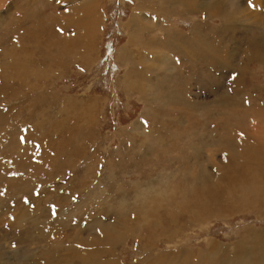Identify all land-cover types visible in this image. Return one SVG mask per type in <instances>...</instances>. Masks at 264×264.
Instances as JSON below:
<instances>
[{"label": "rangeland", "instance_id": "obj_1", "mask_svg": "<svg viewBox=\"0 0 264 264\" xmlns=\"http://www.w3.org/2000/svg\"><path fill=\"white\" fill-rule=\"evenodd\" d=\"M88 1L86 68L60 21ZM150 2L145 53L138 0H0V264H191L250 227L264 255L263 202L202 190L248 145L264 181V0Z\"/></svg>", "mask_w": 264, "mask_h": 264}, {"label": "bare ground", "instance_id": "obj_2", "mask_svg": "<svg viewBox=\"0 0 264 264\" xmlns=\"http://www.w3.org/2000/svg\"><path fill=\"white\" fill-rule=\"evenodd\" d=\"M141 1H143V2H141ZM161 1H164V0H161ZM86 3H87L86 6H84V7L78 6L77 10H74V11L72 10V8H70V9L68 8L69 12L62 15L63 17L66 16L67 20L64 19V20L60 21V23L75 29L74 34L72 33L73 35L70 36L69 38L66 37L65 38L66 40L62 41V44L70 45L72 43H75L78 46L82 45L83 52H82V58L80 61H81V63H85L86 68H88L90 65L89 53L92 52L93 50H95L94 49V42L96 41L95 40L96 35L94 36V33L96 31V28H97L96 25L98 22L95 19L96 18L95 17V12H96L95 11V2L88 1ZM149 3H151L150 0H138V3L136 4V9L131 14V17L129 18L128 26H127L130 28V31L132 32L130 35L131 36L130 39L133 41L134 44H138V46L140 45L139 46L140 48L143 47L142 52H145L144 48L146 46H148L149 49H151V47L155 45L151 41H145L141 37V35H138V34L143 32V30L139 27V23H140L141 18H143L144 13H146V11L149 9L148 8ZM177 3L178 2L176 1L175 4H177ZM82 5H83V3H82ZM150 10H151V8H150ZM189 10H190V8H184V11L186 13L189 12ZM31 12H33V11H31ZM43 24H44V21H43ZM37 29H38V27H37ZM34 30H35V28H34ZM52 37H54V36H52ZM165 43L168 44L169 42L166 41ZM183 43H186V42H183ZM62 44L60 42V45H62ZM57 45H59V44H57ZM121 53H124V50ZM7 56H8V54H6V57ZM157 56H158V54H157ZM149 57L151 58L150 55H149ZM140 61H142V60H140ZM14 62L15 61L12 60L10 65L8 64L10 66V68L14 64ZM2 63L3 62L1 61L0 64L2 65ZM16 63L19 64L18 62H16ZM133 67L134 66H132V65L129 66L130 71L133 69L132 72L134 70H136V68L135 67L133 68ZM140 70H141L140 68L137 69L135 76L138 75V72H140ZM7 71L13 72L10 69H7ZM148 71H150V70H148ZM141 73H142V71H141ZM144 75L146 77L147 73H145ZM145 77H143L141 79L139 78L141 80V82L143 80H145ZM135 81L137 82L136 79H135ZM261 128H263V126ZM238 143L239 142L236 140V144H238ZM244 146H246V145H244ZM246 147H247V151H244L245 156L248 157L249 158L248 161H250L252 163L254 159L256 160L257 156L254 153H252V148L249 145ZM245 156L243 155V156L235 157V155H233L232 158L234 159V161H230L228 166L221 170L222 174L219 173L217 175L218 179L211 178L210 181L208 180L209 182H207L203 186V188L201 187L202 190H206L208 187H210V189H211L210 194L214 197L215 196H221L222 197V195H224L226 193L232 194V195H234V197L231 196V200L232 199L237 200V202H239V209H243V210H247V208H250V203L252 202V201L250 202L249 197L243 193H251V196L253 199H256L257 202H259L261 200L263 202L262 204L264 205V181L255 180L256 178L254 176H256V174H253L252 178H250L249 181L244 182L245 186L241 185L243 182L240 183L237 180L238 178L240 179V176H238V173H239L238 168L239 167L236 168L239 164L238 163L239 161H237V160H240L242 157H245ZM242 159H244V158H242ZM244 162H246V161H244ZM253 164H251V165H253ZM253 166L255 167V169L257 168L255 165H253ZM257 174H259V173H257ZM253 206H254V204H253ZM92 221L93 220L90 219V220H88V223H91ZM262 235H264V234L262 233ZM245 237L250 238V241H249L250 246H246L247 241L244 240L241 243H239V246H244V247L236 246L233 253H229V252L223 253L224 251H228V250L222 246H218V245H215L214 243H212L210 246L211 250L200 252L197 259H194L195 256L190 254V258H189L190 260L187 259V262L191 263V264H196V263L202 264V263H204V260H208L206 262V264H257L256 261L252 259V258L256 257L257 261H259L260 263H263L262 261L264 260V255L262 254V252L260 251V248L258 247L261 245H256V243L259 241L258 238H260V233L254 232V229L252 230L250 227V229L247 231V234L245 233ZM73 250H74V248H73ZM76 253L77 252H73V253H70V255L73 256V255H76ZM175 261H178V260H175Z\"/></svg>", "mask_w": 264, "mask_h": 264}, {"label": "snow or ice", "instance_id": "obj_3", "mask_svg": "<svg viewBox=\"0 0 264 264\" xmlns=\"http://www.w3.org/2000/svg\"><path fill=\"white\" fill-rule=\"evenodd\" d=\"M57 2H59V0H57ZM179 62V61H178ZM25 203H28V200L27 199H25V201H24ZM33 207H34V205H33Z\"/></svg>", "mask_w": 264, "mask_h": 264}]
</instances>
